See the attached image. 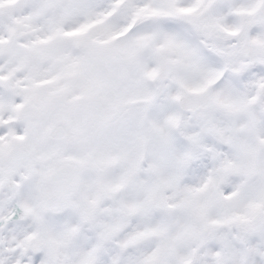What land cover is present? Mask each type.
<instances>
[{
    "label": "snow or ice",
    "instance_id": "obj_1",
    "mask_svg": "<svg viewBox=\"0 0 264 264\" xmlns=\"http://www.w3.org/2000/svg\"><path fill=\"white\" fill-rule=\"evenodd\" d=\"M0 264H264V0H0Z\"/></svg>",
    "mask_w": 264,
    "mask_h": 264
}]
</instances>
